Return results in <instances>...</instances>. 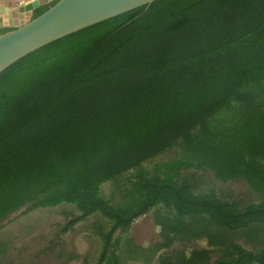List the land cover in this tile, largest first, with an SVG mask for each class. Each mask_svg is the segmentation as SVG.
<instances>
[{"label": "trees", "instance_id": "trees-1", "mask_svg": "<svg viewBox=\"0 0 264 264\" xmlns=\"http://www.w3.org/2000/svg\"><path fill=\"white\" fill-rule=\"evenodd\" d=\"M172 148L179 150L172 160L143 167ZM191 168L264 192V0H154L52 41L0 73V222L24 206L74 203L79 214L63 234L99 212L112 224L99 233L97 264L117 229L158 204L176 213L157 220L166 236L194 219L205 223L193 226L195 234L212 240L208 222L264 232V193L243 208L212 192L195 194L178 180ZM129 171L132 202L115 208L99 187L113 181L119 188L117 178ZM165 239L153 252L173 237ZM221 252L210 262L207 250H195L189 262L264 264V244L254 253L227 243Z\"/></svg>", "mask_w": 264, "mask_h": 264}, {"label": "rangeland", "instance_id": "rangeland-1", "mask_svg": "<svg viewBox=\"0 0 264 264\" xmlns=\"http://www.w3.org/2000/svg\"><path fill=\"white\" fill-rule=\"evenodd\" d=\"M33 17L23 20L22 23ZM19 25V24H16ZM12 26L0 28V33L12 29ZM177 148L169 149L143 163L145 169L152 170L156 165L170 161L177 156ZM132 171L117 178L119 188L113 181L100 185L101 197L108 200L115 208H122L131 204V195L126 194L131 187ZM179 182H189L194 186L195 194L214 193L218 198L235 203L243 208L252 203H258L263 198V191L254 190L244 179L235 178L229 181L217 179L209 169H187L180 172ZM79 210L74 203H60L53 207H39L27 210V206L8 215L0 222V264H95L101 253L102 238L99 233L106 232L112 222L99 212H95L74 225L69 231L61 233V228L68 218L77 216ZM174 209L163 204L152 207L146 214L134 220L127 229L117 230L112 237L113 256L119 258V264H131L126 257L138 247L146 246L154 250L157 245L165 243V238L172 236L169 247H163L157 253L175 256L181 264H190L184 260V254L190 256L194 249L208 251L210 262L216 261L222 254V247L233 243L254 253L259 252L264 244V232L251 236L244 228H227L208 222L213 231V240L206 236L195 234L193 226H200L202 222L194 219L191 226L182 232L162 234L158 219L169 217L174 219ZM190 217H186L189 219ZM202 225H205L203 223ZM264 228V227H263ZM217 240H216V239ZM212 244L211 241H218ZM173 258V257H172ZM158 257L153 264L158 263ZM175 262V260H174Z\"/></svg>", "mask_w": 264, "mask_h": 264}, {"label": "water", "instance_id": "water-1", "mask_svg": "<svg viewBox=\"0 0 264 264\" xmlns=\"http://www.w3.org/2000/svg\"><path fill=\"white\" fill-rule=\"evenodd\" d=\"M153 1L58 0L40 15L19 25H11L12 29L0 33V73L18 59L52 41ZM37 7L35 1L19 7L17 13L33 12ZM4 23L0 17V27Z\"/></svg>", "mask_w": 264, "mask_h": 264}, {"label": "crops", "instance_id": "crops-1", "mask_svg": "<svg viewBox=\"0 0 264 264\" xmlns=\"http://www.w3.org/2000/svg\"><path fill=\"white\" fill-rule=\"evenodd\" d=\"M35 1L38 3V7H42V6L49 5L54 0H0V17L3 18L4 22H5L4 23L5 25H3L2 27L11 26V25L15 26L16 24H21L23 22V20L30 17L34 11L33 12L25 11L24 13H17V9L21 6H25V5H27L29 3H33ZM6 9H8V10H6ZM8 13H11V15ZM2 27H0V28H2ZM77 223H79V222H77ZM119 229H121V228H119ZM119 229H117V230H119ZM171 235H173V234H171ZM112 242H113V240H112ZM102 245H103V241H102ZM112 248L110 249V252L108 254V258L102 264H119L120 262H123V261H119V258H117L116 256H113L114 252H112ZM101 250H102V248H101ZM161 250L159 249L158 251H161ZM195 250H203V249H197V248L194 249L191 252L190 256L185 253L184 254V260H186L188 263H190L189 261L192 258L193 252ZM153 251H154L153 248H151V247L149 248L146 246L135 248V250H133V253H130L128 255V257H126V260H127V262H129L131 264H153L154 259L156 257H158V260H159L158 263L159 264H181V260L178 257L172 256L173 257L172 258L171 256L164 255L163 253H157L158 251H156V252H153ZM99 256H98V260H99ZM98 260L96 261L95 264H97ZM174 260H175V262H174ZM191 264H194V262H191Z\"/></svg>", "mask_w": 264, "mask_h": 264}]
</instances>
